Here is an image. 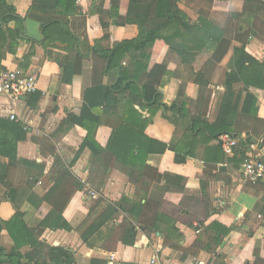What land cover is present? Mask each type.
Masks as SVG:
<instances>
[{
	"label": "crops",
	"instance_id": "0c3cea01",
	"mask_svg": "<svg viewBox=\"0 0 264 264\" xmlns=\"http://www.w3.org/2000/svg\"><path fill=\"white\" fill-rule=\"evenodd\" d=\"M32 1L6 0L20 20L0 27L4 34V44L0 39V70L21 68L36 78V92L41 95L33 107L28 106L26 97L16 101L0 95L2 260L7 259L13 245L4 228V223L16 213L11 200L22 203L23 221L29 229H37L41 220L36 212L41 199L60 173L68 170L80 183L63 212V218L72 230L49 229L41 239L49 248L73 251L72 264H105L110 256L123 264H149L152 259L160 264H254L255 261L264 264V213H259L264 184L257 187L244 184L234 158L225 157L222 151L223 156L217 153L215 147L219 146L220 136L209 141L202 133L197 137L196 133L182 132L187 121H194L199 126L220 124L222 120L231 122L233 117H229V112L240 113L242 108L246 115L238 116L236 123L241 135L251 127L261 126L248 114H256L257 120L264 121L263 90L251 86L246 91L243 84L236 83L232 86L235 101H230L228 112L227 101H221L225 93V75L234 69L232 53L213 66L207 77L208 86L201 90L195 84L196 75L211 51L204 49L192 64H184L167 46L160 48L153 63L165 67L168 72L159 89L161 102L167 107L174 103L177 106L167 111L153 107L152 115L149 109L136 107L140 117L149 121L142 131V139L167 146L162 153L147 155V169L138 165L132 170L115 158L106 166H100L87 148L72 164L86 132L66 122L65 117L79 112L80 92L91 82L110 85L113 81L102 76L104 63L96 54L83 63L81 76L73 85L62 81V69L54 59L46 58L42 46L40 25L49 20L29 13ZM76 5L85 15L86 34L91 45L106 47L137 36L135 25L118 26L114 17H105L108 40L102 41L104 30L97 12L98 9L109 12L110 0H76ZM244 6L242 0L229 2L230 12L241 14L239 31L251 30L245 52L264 67V0H251L247 5L249 10H256L257 17L253 16V11L243 12ZM56 47L53 58L67 52L65 46ZM67 65L71 66V63ZM11 114L16 116V121H10ZM111 134L112 129L101 123L94 133V141L104 148ZM192 142L198 144L190 151L188 147L194 146ZM12 147L16 155L13 159ZM178 155L181 158L187 155L184 163L176 162ZM219 167L224 170L220 171ZM131 171H134L133 178L127 175ZM165 176L180 178L181 182L170 186L157 210L151 209L144 214L143 223L133 224L132 245L123 243L125 230L131 223L126 214H121L118 221L104 225L90 238L89 246L80 240L76 230L89 216L92 198H87L88 192L106 203L146 202L150 206L160 194L157 192L159 187L167 185ZM113 226L120 227L116 229L117 236L105 244L114 249L102 252L100 247ZM31 251L32 248L26 246L20 252ZM40 264L53 263L47 256Z\"/></svg>",
	"mask_w": 264,
	"mask_h": 264
},
{
	"label": "trees",
	"instance_id": "16d2710c",
	"mask_svg": "<svg viewBox=\"0 0 264 264\" xmlns=\"http://www.w3.org/2000/svg\"><path fill=\"white\" fill-rule=\"evenodd\" d=\"M230 1L110 0L109 12L101 11V9H98L97 12L102 30H104L102 41L108 40V24L104 22L105 17H114L118 26L135 25L138 33L134 39L116 42L112 45L107 44L106 47L90 44L86 34V18L80 7L76 5V0L32 1L29 13L44 16L49 20L40 25L42 46L46 58L54 59L62 69V81L73 85L75 79L81 76L83 63L93 54H96L104 63L102 76L113 81L110 85H102L101 81L91 82L89 87L80 92L79 98L82 104L78 109L79 112L68 114L65 117L66 122L78 126L86 132L72 164L87 148L100 166H106L109 161L115 158L132 170H135L138 165L142 169H147L145 166L147 155L154 152L162 153L166 150L167 146L164 144L142 139V131L149 121L142 119L136 110V107L149 109L152 115L151 108L153 107H161L167 111L174 110L177 106V103H174L167 107L161 102L162 93L159 89L162 79L168 75V72L165 67L153 63V59L162 46H167L176 53L184 64H192L196 55L204 49L211 51L207 62L196 75L195 84L201 90L207 88V77L213 66L220 64L229 52L232 53L234 69L225 75L223 83L225 93L221 99V101H227V112L230 101L232 99L235 101L232 92L233 84H243L246 91L251 86L264 91V80H262L264 67L245 52L251 30L239 31L238 20L241 14L230 12ZM242 1L245 4L243 12L253 11V16L257 17L256 10H249V6H247L251 0ZM19 20L14 8L9 6L6 0H0V27L3 24ZM0 39L4 44V34L1 31ZM56 45L65 46L67 52L56 54L57 56L53 58V53L57 50ZM68 63H71V66H68ZM72 90L75 92L76 89ZM40 97L38 92L27 95L28 106L33 107ZM229 113V117H233L231 122L222 120L223 123L220 124L199 126L194 121H187L182 132L196 133L197 137L202 133L209 141L217 140V137L223 134L232 135L239 140V149L236 150L233 161L240 167L249 144L262 140L264 121L257 120L256 114H248V117H251L253 121H259L261 126L251 127L241 135L242 132L236 127L237 117L245 116L246 113L243 108L240 113L237 111ZM101 123L112 129L111 137L104 148H100L94 141V133ZM173 125L177 129L175 122ZM192 144L194 146L189 145L188 147L190 151L195 148L198 142H192ZM12 148L13 159L16 155L15 148ZM172 148L174 147L172 146ZM215 148L217 153L223 156L220 147L216 146ZM185 156L187 155H184L183 158L179 155L176 156V162L184 163ZM133 173L134 171L128 172L129 178H133ZM142 173L143 171L140 174ZM164 179L167 185L159 187L157 192L160 194L150 206L146 202L144 204L106 203L99 199L98 203L89 209L88 218L76 230L80 240L84 244H88L90 238L104 225L108 222L114 223L118 221L121 214H126L131 223L125 230L123 243L132 245L135 237V231L132 229L133 224L143 223L144 214L151 209L157 210L166 192L170 190V186L177 183L179 185L181 182V179L177 177L165 176ZM262 183L264 184V181ZM78 187H80V183L76 181L70 171H62L41 199L40 207L36 212L41 223L35 230L29 229L23 221V215L20 213L22 203L11 200L16 213L8 222L4 223V228L13 245L5 261L2 260L4 250L0 247V264H40V261L42 262L47 256L51 257L53 264H72L73 251L49 248L44 245L41 236L49 229L66 232L72 230L63 218V212ZM259 213H264V197ZM119 226H113L109 231L104 245L102 244L100 247L102 252H110L114 249L113 246L109 247L105 242L112 240L114 235L117 236L115 232L120 228ZM1 230L0 225V233ZM26 246H30L32 251L22 254L20 251ZM254 264H257V261Z\"/></svg>",
	"mask_w": 264,
	"mask_h": 264
},
{
	"label": "built area",
	"instance_id": "2783aa9c",
	"mask_svg": "<svg viewBox=\"0 0 264 264\" xmlns=\"http://www.w3.org/2000/svg\"><path fill=\"white\" fill-rule=\"evenodd\" d=\"M36 92V78L27 74L17 67L14 70H0V95L7 96L12 100H19L22 97ZM10 121H16V116L11 114ZM25 130V129H24ZM239 141L232 135L224 134L219 137V146L225 157H234L239 149ZM241 179L244 184L257 185L264 181V141L250 143L244 153L243 161L239 167ZM94 196L88 192L87 198ZM105 264H123L113 257H108ZM149 264H160L152 259Z\"/></svg>",
	"mask_w": 264,
	"mask_h": 264
},
{
	"label": "rangeland",
	"instance_id": "374dc122",
	"mask_svg": "<svg viewBox=\"0 0 264 264\" xmlns=\"http://www.w3.org/2000/svg\"><path fill=\"white\" fill-rule=\"evenodd\" d=\"M91 198L92 199H91V201L89 203L90 208L93 207V206H95V204H97L98 203V200H99V198H97V197H91Z\"/></svg>",
	"mask_w": 264,
	"mask_h": 264
},
{
	"label": "water",
	"instance_id": "95a60500",
	"mask_svg": "<svg viewBox=\"0 0 264 264\" xmlns=\"http://www.w3.org/2000/svg\"><path fill=\"white\" fill-rule=\"evenodd\" d=\"M264 141V140H263ZM219 170L220 171H223L224 170V167H219Z\"/></svg>",
	"mask_w": 264,
	"mask_h": 264
}]
</instances>
